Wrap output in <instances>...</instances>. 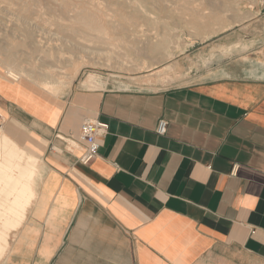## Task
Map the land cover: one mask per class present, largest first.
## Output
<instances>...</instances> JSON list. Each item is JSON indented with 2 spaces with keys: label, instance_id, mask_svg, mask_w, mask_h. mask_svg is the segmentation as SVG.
Listing matches in <instances>:
<instances>
[{
  "label": "crops",
  "instance_id": "1",
  "mask_svg": "<svg viewBox=\"0 0 264 264\" xmlns=\"http://www.w3.org/2000/svg\"><path fill=\"white\" fill-rule=\"evenodd\" d=\"M227 72L159 90L0 88L11 136L42 160L1 264H264V70ZM86 119L109 125L89 164L73 143Z\"/></svg>",
  "mask_w": 264,
  "mask_h": 264
},
{
  "label": "rangeland",
  "instance_id": "2",
  "mask_svg": "<svg viewBox=\"0 0 264 264\" xmlns=\"http://www.w3.org/2000/svg\"><path fill=\"white\" fill-rule=\"evenodd\" d=\"M80 7L104 11L106 28L123 36L121 44L104 45L74 24ZM116 10L130 13L134 23L122 26ZM196 14L202 33L191 26ZM164 37L168 44L151 51ZM10 68L21 74L18 80L7 75ZM163 68L168 75H158ZM256 68L264 70V0H0V88L30 87L27 96L58 97L80 88L159 90ZM56 79L71 82L44 84ZM8 124L4 115L1 131L11 136ZM0 147L4 160L25 164L1 141Z\"/></svg>",
  "mask_w": 264,
  "mask_h": 264
},
{
  "label": "bare ground",
  "instance_id": "3",
  "mask_svg": "<svg viewBox=\"0 0 264 264\" xmlns=\"http://www.w3.org/2000/svg\"><path fill=\"white\" fill-rule=\"evenodd\" d=\"M104 14H106L104 11L97 8L95 9L92 7H80L74 10L72 20L74 24H78L83 29L93 34H96L98 36L100 43L109 46H117L116 44L117 42H120L121 44V41H123V36L117 37L113 32L108 31L106 25L107 24L109 25L110 23L103 18ZM115 14L118 20H120V24L122 26L125 24L134 23V19H133L134 17L132 15H128L130 13H125V12H121L120 10H116ZM214 18H217V16H215ZM200 21H201L200 16L197 14L194 15V19L192 21L191 26H193V28L196 29L198 33H202L205 31ZM134 33H138V31H135V28H134ZM167 39L168 37L167 38L164 37L157 42H155L156 41L155 40L154 41L155 44L151 48V51H155L158 48L160 49L164 47L165 44H168ZM130 46L132 45L130 44ZM157 73L158 75H168V71L164 70V68L159 70ZM7 75L9 77H12L14 80H18L21 74L18 71L10 68ZM70 82L71 80L69 82H66L64 80L56 79L52 81H45L44 84L51 87V85H54L55 83L58 84L63 83L65 85L68 83L70 84ZM0 111L5 115L3 110L0 109ZM0 141H1V145L9 148V150H6L8 154H14L15 151L17 152L20 158L26 159L24 165L20 166L19 164L14 162H11L12 163L11 164L9 160L3 159L2 148L0 147V262H1L2 259L7 254L11 232L20 226L24 218V214H25L24 211L26 207L30 204L33 197L35 196V191L33 187H31L30 182L34 181L35 177L39 173V165H40V161L42 160L41 157L36 153L29 151L26 148L20 146L18 142L15 141L10 135L2 133L1 127H0Z\"/></svg>",
  "mask_w": 264,
  "mask_h": 264
},
{
  "label": "built area",
  "instance_id": "4",
  "mask_svg": "<svg viewBox=\"0 0 264 264\" xmlns=\"http://www.w3.org/2000/svg\"><path fill=\"white\" fill-rule=\"evenodd\" d=\"M3 119L4 114L0 111V121ZM108 128V123L98 119H86L83 121L79 139L73 141L76 145H82L83 154L80 159L82 163L89 164L96 158L100 148L99 137L106 135ZM167 128L168 121L160 119L156 128L157 133L164 135L167 132Z\"/></svg>",
  "mask_w": 264,
  "mask_h": 264
}]
</instances>
